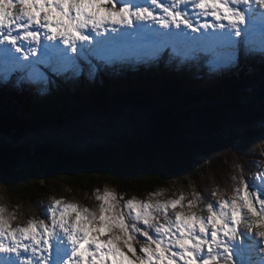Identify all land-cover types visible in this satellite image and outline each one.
I'll return each instance as SVG.
<instances>
[{"label":"snow or ice","instance_id":"1","mask_svg":"<svg viewBox=\"0 0 264 264\" xmlns=\"http://www.w3.org/2000/svg\"><path fill=\"white\" fill-rule=\"evenodd\" d=\"M15 3L21 6L17 15L13 0H0V79L19 72L17 85L47 84L41 66L74 77L82 58L112 64V54L128 41L152 44L154 56L171 48L170 59L181 62L203 53L211 57L210 72L234 65L241 50L259 52L264 65V0ZM230 187L227 198L211 191L215 203L207 200L199 209L206 217L184 210L204 203L198 192L185 205L183 194L160 201L157 191L141 201L105 190L95 194L98 211L57 199L38 222L16 227L15 215L0 207V264H264V171Z\"/></svg>","mask_w":264,"mask_h":264},{"label":"trees","instance_id":"2","mask_svg":"<svg viewBox=\"0 0 264 264\" xmlns=\"http://www.w3.org/2000/svg\"><path fill=\"white\" fill-rule=\"evenodd\" d=\"M259 84L253 77L206 90L98 87L85 104L59 99L38 104L24 121L0 117V190L32 205L49 188L82 197L104 186L144 195L189 177L204 189L211 179L221 185L225 170L216 167L239 157L242 133L253 150L264 143V103L244 104ZM255 122L261 126L249 127ZM233 123L245 128L227 129Z\"/></svg>","mask_w":264,"mask_h":264},{"label":"bare ground","instance_id":"3","mask_svg":"<svg viewBox=\"0 0 264 264\" xmlns=\"http://www.w3.org/2000/svg\"><path fill=\"white\" fill-rule=\"evenodd\" d=\"M134 59V58H133ZM153 63V59L151 57V55H148V59L146 62V65L148 67H150L151 65H155L152 64ZM101 62H100V68H101ZM155 72V71H154ZM156 73V72H155ZM14 75L16 73H13ZM143 76L141 77L142 81H137L135 83H142L143 86H158L159 88H164V86L166 87L165 89L167 90V92H171V91H177L179 88L181 87H201V86H207L210 85L211 82H209L208 80H206L205 78H203L202 76H198V77H191V78H181L179 79V81H173L172 79H170L168 76H166L165 74L162 73H156L154 75H147L145 73H142ZM141 76V74H140ZM231 77L234 79V76L231 75ZM144 79V80H143ZM77 78L73 77L72 73H70L66 79L64 80V85L60 88V90H65L66 89V84L72 81H76ZM0 81H3L2 79H0ZM9 83V87H7V84L5 81H3V86H2V90L0 89L1 96L2 97H6L10 94H16L19 97H22L23 95L25 96L26 92L24 91V89H22V84L17 85L15 79L11 76L9 77L8 80ZM119 85L122 86L125 90H128L132 93H134V82L132 83H128L125 81H120ZM33 86V90L35 92H37L39 94L40 97H47L49 94L55 93L56 91L47 83L44 84V89H46V91L40 92L39 90H37L36 86L37 85H32ZM109 89H111L112 91L115 89L114 85H110ZM21 105L23 106V104L21 103ZM27 112L29 111V108L26 109ZM21 115H23V113H21ZM1 118H5L4 116H2L0 114ZM239 127H235L234 126V130L236 132H239ZM242 131V130H241ZM240 131V132H241ZM247 132L242 133L236 143H235V150L237 152V154L239 155L238 160L233 162L234 164H236L238 167L241 168H247V164L249 162L248 158H247V154H256L257 150H253L251 147V142L249 144H247V137L243 136L246 135ZM264 144V143H263ZM246 148L247 151L246 152H241V149ZM250 173L256 175V170L250 171ZM41 207L43 208V210L45 209L42 205L40 204ZM4 208L9 211V207L6 204H3Z\"/></svg>","mask_w":264,"mask_h":264},{"label":"rangeland","instance_id":"4","mask_svg":"<svg viewBox=\"0 0 264 264\" xmlns=\"http://www.w3.org/2000/svg\"><path fill=\"white\" fill-rule=\"evenodd\" d=\"M207 63V62H206ZM209 68V67H208ZM141 77L142 76H140V75H137V78H136V80H135V82H137V81H140L141 80ZM168 77H169V75H168ZM170 78V77H169ZM134 82V83H135ZM136 86V84H134V87ZM186 89V88H185ZM187 90V89H186ZM256 95V94H255ZM254 95V96H255ZM24 117V116H23ZM9 120L10 121H16V119L14 118V117H11V118H9ZM237 120H239V119H237ZM256 120H258L259 121V119L258 118H256ZM254 124H259V123H254ZM232 125H237L238 127L240 126V127H245V126H241L240 124H235V123H233ZM243 125V124H242ZM239 130H241V129H239ZM235 133H236V131H235ZM226 162H227V160H226V158L224 157V161H223V163L221 162V160H220V163H221V165L224 167V168H227V164H226ZM216 169H219V167H216ZM57 185V183L56 184H53V185H51L50 187L51 188H54L55 186ZM172 185H174V186H176V187H183V188H185V187H187V186H182V185H180V184H178V183H176L175 181H172ZM5 191L7 192V189H5ZM4 190L2 191V190H0V207H3L4 208V206H3V204H6L10 209H13V207H14V203H13V201L14 200H17L16 198H14V195H11L10 194V197L6 194V192H5ZM186 192H188V191H186ZM183 194V193H182ZM62 195H72L73 197H75V198H79L78 197V194L77 193H73V194H70V193H68V192H64V193H62ZM184 195V194H183ZM1 199H3V200H1ZM53 199L54 200H57V199H63V198H61L60 196H57V195H55L54 197H53ZM64 201H65V199H63ZM79 200H81V199H79ZM78 200V201H79ZM145 200H148V199H145ZM18 201V203L20 202V206L18 207V209H17V213H19V216L21 217V216H25L26 215V213H27V211H28V208H27V205H30V203L28 202V201H30V200H26V199H20V200H17ZM27 201V202H26ZM82 201V200H81ZM144 201V200H143ZM206 202H207V200L206 201H204V203H201V207L202 208H204L205 207V204H206ZM67 203V202H66ZM69 203V202H68ZM25 212V213H23V212ZM205 215H207V212L206 211H202L200 214H199V216H205ZM25 221H23V223H24ZM27 222V221H26ZM25 222V223H26ZM24 223V224H25ZM21 224L22 223H20L19 224V226H21Z\"/></svg>","mask_w":264,"mask_h":264},{"label":"water","instance_id":"5","mask_svg":"<svg viewBox=\"0 0 264 264\" xmlns=\"http://www.w3.org/2000/svg\"><path fill=\"white\" fill-rule=\"evenodd\" d=\"M250 100L253 102L264 101V86Z\"/></svg>","mask_w":264,"mask_h":264}]
</instances>
